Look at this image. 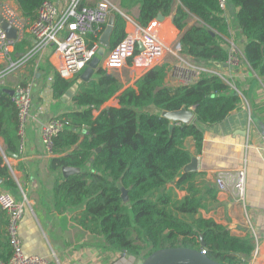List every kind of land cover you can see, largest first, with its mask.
I'll return each instance as SVG.
<instances>
[{"label":"trees","instance_id":"obj_1","mask_svg":"<svg viewBox=\"0 0 264 264\" xmlns=\"http://www.w3.org/2000/svg\"><path fill=\"white\" fill-rule=\"evenodd\" d=\"M43 1L14 0L21 15L31 19H35ZM227 4L237 9L236 22L244 38L243 58L263 79L264 0H227ZM137 5L141 26L158 14L172 18L179 32L181 55L214 66L226 65L229 24L218 0H120V7L127 10ZM84 7L93 6L80 0L78 9ZM112 12L115 22L109 50L122 41L126 26L121 14ZM192 17L197 20L188 26ZM88 40L92 46L98 38L89 34ZM30 49V41L23 40L16 44L15 54ZM81 73L66 81L54 71L53 99L59 101ZM165 78L166 65L158 64L133 86L123 89L115 75L98 66L92 78L79 85L70 99L73 109L60 116L64 129L53 140L49 164L52 172L63 166L79 171L55 181L54 208L61 213L80 207L74 216L76 224L101 238V249L105 251L144 260L155 251L183 247L205 251V256L221 264H249L255 247L250 238L235 237L212 219L198 216L205 205L194 182L196 173L185 174L167 189L190 160L186 141H192L195 153L201 151L203 133L197 123L207 126L224 121L237 109L241 97L216 72L202 71L188 86L169 87ZM114 97L117 106L103 107ZM150 105L166 111L194 108L195 120L169 131L167 119L146 112ZM0 138V177L6 189L16 190L5 157L8 153L20 155L21 138L17 110L4 87H0ZM118 181L128 190L125 203ZM175 189L185 190L187 195L177 199ZM209 192L215 198V191ZM2 226L0 261L7 262L12 251Z\"/></svg>","mask_w":264,"mask_h":264},{"label":"crops","instance_id":"obj_2","mask_svg":"<svg viewBox=\"0 0 264 264\" xmlns=\"http://www.w3.org/2000/svg\"><path fill=\"white\" fill-rule=\"evenodd\" d=\"M53 2L57 5V1ZM85 3L93 7L104 3L108 13L118 12L125 20L138 22V5L127 10L120 7V0H85ZM12 4L19 11L14 0ZM223 11V16L229 24V37L226 40L237 48L241 56L238 67L231 68L227 64L218 67L181 55L180 49L177 48L179 32L173 26L171 17H164L161 21L163 56L159 64H165L168 68L187 62L206 72H216L241 97L237 109L224 121L199 127L203 133L200 153L194 152L191 140H187L185 146L190 150L191 156L197 158V169L193 173L198 176L194 182L205 205L198 210V216L212 219L235 237L250 238L255 247L249 264H264V78H259L243 58L244 38L236 22L237 9L228 5L225 0ZM196 20L192 17L188 26ZM30 43L32 45V40ZM108 51L109 49L106 53ZM27 53H16L15 59ZM37 57L34 55L22 67L4 73L2 86L6 90H13V86H6L5 83L33 81L30 117L20 141V155L16 158L5 157V164L16 184V190L6 189L0 177V192L14 191L15 199L23 203L24 214L19 223L23 252L46 257L51 264H141L143 260L140 258L102 250L101 238L76 224L74 216L79 214L80 207L68 208L61 213L55 210L52 189L55 181L63 178V174L62 169L58 172L49 169L53 155L46 152L42 144L40 127L73 107L70 101L63 103L52 97L51 84L55 71L52 62L58 61V57L52 55L49 58L47 54L41 60ZM0 71L3 70L0 68ZM108 72L115 75L125 89L133 86L147 71L135 70L126 64L120 70ZM165 83L169 87H175V83L167 75ZM115 106L117 100L114 97L103 107ZM194 120L195 117L192 123ZM0 147L3 151L1 138ZM240 168L245 170L243 198L238 200L232 188L224 194L218 193L214 184L215 177L224 173L233 174ZM177 182L168 184L167 189L174 187ZM210 190L215 191V198H212ZM173 193L177 199L187 195L185 190L175 189ZM1 224L6 232V218L3 212L0 226ZM99 241L101 243H98Z\"/></svg>","mask_w":264,"mask_h":264},{"label":"built area","instance_id":"obj_3","mask_svg":"<svg viewBox=\"0 0 264 264\" xmlns=\"http://www.w3.org/2000/svg\"><path fill=\"white\" fill-rule=\"evenodd\" d=\"M63 9L59 13L53 0H44L36 11L34 20L24 19L13 0H0V16L16 30V38L6 37L0 24V87L4 84V73L22 67L37 55L38 60L44 55L49 58L52 55L58 57V61L52 62L56 73L66 81L73 80L81 73L99 47V42L89 46L88 35L99 38L104 30L108 18L107 5L100 3L94 7L78 9L80 0H62ZM223 10L225 0H218ZM125 36L113 49L109 50L100 60L99 66L107 71H117L128 64L135 70L148 71L159 64L163 56V45L160 39L161 22L156 18L147 25L141 26L131 19L125 20ZM23 40H32L29 52L15 59V46ZM53 48V49H52ZM177 48L180 49L179 44ZM229 55L226 64L236 68L240 64V54L237 48L229 44ZM204 71L190 63L181 62L166 67V75L169 76L175 86H188L195 83L200 73ZM33 81L22 82L13 88L11 101L17 110L18 135L22 138L25 126L30 117L32 105ZM63 119L53 118L41 125L40 136L46 152L51 153L53 140L63 131ZM0 151L2 148L0 147ZM217 192L224 194L232 188L238 200L244 196L245 170L240 168L233 174L224 173L215 177ZM0 210L6 218V232L11 247V257L7 262L0 264H51L43 256L37 254H25L22 250V242L19 235V223L24 214L23 203L6 191L0 192ZM205 254V251H201Z\"/></svg>","mask_w":264,"mask_h":264},{"label":"water","instance_id":"obj_4","mask_svg":"<svg viewBox=\"0 0 264 264\" xmlns=\"http://www.w3.org/2000/svg\"><path fill=\"white\" fill-rule=\"evenodd\" d=\"M57 1V10L60 13L63 9V2L62 0H54ZM156 19L161 22L164 20V16L162 14H158ZM115 22V15L111 13L108 15L107 23L104 27V30L100 34L98 38L99 47L96 51V55L92 57L89 61L86 68L82 71L78 79L71 85V87L65 92V94L61 97L60 101L63 103H67L70 101L71 97L77 92L79 85L81 83L89 81L95 70L98 68L100 64V60L105 56L106 51L109 49L110 45V37L113 32ZM0 24L1 29L4 31L5 35L9 39L16 38V30L11 27L1 16H0ZM212 35H215L211 32ZM218 67H221L217 65ZM9 96L13 95L12 90H6ZM109 109V107H107ZM146 112L151 115H156L162 118H165L169 122V131L173 129L175 125H189L192 123L195 114L194 108L186 109L185 107H181L179 110L175 111H166L159 109L153 105L147 107ZM100 148L96 150L99 152ZM3 153V151H1ZM9 157L16 158V155L11 153L7 154ZM63 178H67L70 175L77 173L79 170L77 168L72 167H65L62 168ZM197 169V158L194 156L190 157L189 162L184 165L176 174L174 181L177 182L187 173L196 172ZM118 188L121 190V198L122 201L125 203L127 202V189H125L121 182H117ZM203 244V243H202ZM141 264H221L215 262L202 254L200 251L177 247V248H165L158 251L153 252L147 258H145Z\"/></svg>","mask_w":264,"mask_h":264},{"label":"rangeland","instance_id":"obj_5","mask_svg":"<svg viewBox=\"0 0 264 264\" xmlns=\"http://www.w3.org/2000/svg\"><path fill=\"white\" fill-rule=\"evenodd\" d=\"M109 14H111V13H109ZM107 23V22H106ZM24 83V82H23ZM7 84V85H6ZM18 84H22V82H16V83H5V85L6 86H9V87H11V86H13V87H15V86H17ZM4 85V86H5ZM109 104H111V102L109 103ZM198 125H199V127L201 126V124L200 123H197ZM8 192H10L12 195H14V191H8ZM134 236V235H133ZM102 240V239H101ZM103 241V240H102ZM98 243H101V241H99Z\"/></svg>","mask_w":264,"mask_h":264}]
</instances>
